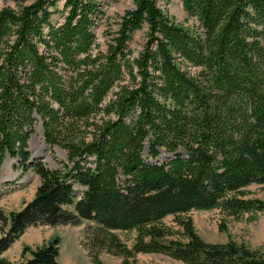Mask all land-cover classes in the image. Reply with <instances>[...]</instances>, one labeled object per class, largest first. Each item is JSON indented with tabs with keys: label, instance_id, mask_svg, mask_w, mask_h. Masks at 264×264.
Instances as JSON below:
<instances>
[{
	"label": "trees",
	"instance_id": "obj_1",
	"mask_svg": "<svg viewBox=\"0 0 264 264\" xmlns=\"http://www.w3.org/2000/svg\"><path fill=\"white\" fill-rule=\"evenodd\" d=\"M57 1L0 9V170L8 159L38 179L20 210L0 212V254L29 227L87 221L135 231L130 247L109 233L94 238L92 264L94 248L121 264L138 254L264 264V249L206 243L180 217L264 213V200L237 196L264 184V0H179L187 26L157 0H130L102 49L94 30L112 0H63L53 24ZM143 28L133 56L131 36ZM37 122L48 150L64 153L54 168L30 160ZM167 216L179 238L161 227ZM58 243L25 246L19 263L0 264H60Z\"/></svg>",
	"mask_w": 264,
	"mask_h": 264
},
{
	"label": "rangeland",
	"instance_id": "obj_2",
	"mask_svg": "<svg viewBox=\"0 0 264 264\" xmlns=\"http://www.w3.org/2000/svg\"><path fill=\"white\" fill-rule=\"evenodd\" d=\"M30 2L31 0H0V9H16L19 3L24 5ZM62 4L63 0L56 2L54 8L56 12L51 17L53 24L62 20ZM157 6L175 24L186 26L191 24V21L183 13L179 0H157ZM130 7V0H112L107 1L102 8L104 17L98 21L94 30L101 49L104 41L102 33H107L108 30L114 29L118 22V17ZM144 41L145 28L132 34L129 48L133 56H136L141 50ZM29 140L28 150L31 157L38 158L47 167L54 168L58 160L64 159V153L61 150L56 147L48 150L45 146L39 122L34 125L33 134ZM37 184L38 179L33 173L29 171L22 173L14 166L13 161L5 160L0 170V212L7 216L9 212L20 210L33 197ZM8 191L11 192L7 193ZM237 196L245 200H264V184L247 186ZM180 217H188L196 235L206 243H224L227 239H230L252 250L264 249V213L243 214L241 217L233 219L227 216L221 210V207H216L208 211H191ZM160 225L165 230L172 232L173 237L179 238L180 229L176 226L173 216L163 218ZM219 225H223V231L218 230ZM107 233L114 235L126 247H130L135 237V231L120 232L110 230L105 232L99 230L93 222L87 221H82L77 226L30 227L6 251L0 254V259L10 263H19L21 260L20 252L23 247L34 249L51 238L57 237L59 240L57 261L60 264H92L91 258L87 253L88 249L91 248V242L94 238L101 240ZM91 251L95 253L100 264H121L119 257L108 254L104 249L94 248ZM126 264L181 263L172 261L159 254H138L133 261L129 260Z\"/></svg>",
	"mask_w": 264,
	"mask_h": 264
},
{
	"label": "bare ground",
	"instance_id": "obj_3",
	"mask_svg": "<svg viewBox=\"0 0 264 264\" xmlns=\"http://www.w3.org/2000/svg\"><path fill=\"white\" fill-rule=\"evenodd\" d=\"M38 129H39V128H38ZM39 131H40V130H39ZM12 190H13V189H12ZM12 190H11V191H12ZM11 191H9V192H7V193H10ZM7 193H4V194H7Z\"/></svg>",
	"mask_w": 264,
	"mask_h": 264
},
{
	"label": "water",
	"instance_id": "obj_4",
	"mask_svg": "<svg viewBox=\"0 0 264 264\" xmlns=\"http://www.w3.org/2000/svg\"><path fill=\"white\" fill-rule=\"evenodd\" d=\"M33 157H30V160H32Z\"/></svg>",
	"mask_w": 264,
	"mask_h": 264
},
{
	"label": "crops",
	"instance_id": "obj_5",
	"mask_svg": "<svg viewBox=\"0 0 264 264\" xmlns=\"http://www.w3.org/2000/svg\"><path fill=\"white\" fill-rule=\"evenodd\" d=\"M30 228V227H29Z\"/></svg>",
	"mask_w": 264,
	"mask_h": 264
}]
</instances>
